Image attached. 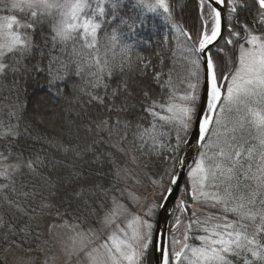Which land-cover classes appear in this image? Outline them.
Listing matches in <instances>:
<instances>
[{
	"label": "snow or ice",
	"instance_id": "6c2138e0",
	"mask_svg": "<svg viewBox=\"0 0 264 264\" xmlns=\"http://www.w3.org/2000/svg\"><path fill=\"white\" fill-rule=\"evenodd\" d=\"M0 3L6 12L27 10L20 19L0 17V76L26 70L22 61L43 46L59 48L61 53L70 48L71 55L64 59L48 57L50 83L55 87L57 81H67L74 92L88 96V103L95 102L109 113H98L83 125L80 143L48 141L64 159L72 156L87 163L88 157H94L100 169L104 167L101 160L106 161L110 172L104 173V182H97L99 170L90 176L74 162L12 150V144L31 133L21 130L23 105L9 112L15 122L0 125V140L8 142L0 150V230L5 239L19 236L17 247L30 237L39 241L40 233L34 228L55 209L60 223L50 224L49 233L55 236L63 229L67 239L61 242L59 254L51 257V264H264V0H197L193 27L184 20L187 5L183 0ZM145 8L163 16L175 30L186 61L178 81L173 80L171 69L163 72L162 56L161 67L149 72L152 62L139 56L132 61L131 48L121 41L125 30L148 23ZM117 45L125 58L119 72L114 57L108 58ZM225 48L232 53L228 59L219 55ZM133 72L138 75H130ZM114 77L118 82L109 92L108 81ZM149 77L151 83L145 84L141 99L151 120L150 127H143L121 118L126 111L121 97L132 95L131 81ZM153 85L163 91L154 95ZM100 88L104 95L95 92ZM56 91L60 93L59 87ZM193 130H198L205 150L188 170V199L181 197L177 202L174 223L165 237L157 217L168 212V202L182 180L177 173V166H183L178 153ZM101 144L114 151L100 153ZM137 153L170 162L150 177V199L120 187L136 179L129 165H137ZM65 169L68 175L60 176ZM45 188L46 195L41 191ZM57 201L68 208L61 212ZM21 217L36 223L13 222Z\"/></svg>",
	"mask_w": 264,
	"mask_h": 264
},
{
	"label": "trees",
	"instance_id": "16d2710c",
	"mask_svg": "<svg viewBox=\"0 0 264 264\" xmlns=\"http://www.w3.org/2000/svg\"><path fill=\"white\" fill-rule=\"evenodd\" d=\"M183 2L187 5L184 20L187 21L188 27H193L195 25L197 0H183ZM128 11L132 13L141 11V9H128ZM143 11L148 17V23L144 26H137L134 31L125 30L121 41L124 45L131 48L129 55H131L132 61H136L137 56H139L144 58L145 61L152 62L154 68H149V72L161 67L160 59L162 56L164 59L163 72L167 74L171 69L173 80L178 81L184 75L186 61L182 55V49L177 45L176 34L173 33L165 19V22H163L162 16L149 13L146 8ZM26 16L18 15L19 19ZM42 35L43 33L37 37L38 41ZM162 37L164 43H161ZM180 39L183 41V37ZM218 43L221 47L224 46L223 40H220ZM213 52H218V49L213 47ZM103 54L104 49L102 48L101 55L103 56ZM70 55V48L66 52L61 53L59 48L53 51L50 47L43 46L36 51L34 56L22 61V64L26 66V70L22 68L15 72H9L6 76H0V125L10 120L14 123L15 118L10 117L9 112L18 110L19 106L23 105L21 130L23 131L27 128L31 135L22 137L18 142L12 144V150L23 151L25 155H28L29 152H39L41 155L48 156L49 159L62 160L65 164H72L74 162L76 168L82 169L90 176L99 170L97 182H104V173L110 172L109 164L106 161L101 160L104 167L100 169L99 164L94 162V157H88L87 163L84 160H75L72 156L64 159L48 144L49 140H52L53 144H55L56 140H60L64 144L80 143L82 141L79 137L84 136L83 125L85 123L96 117L98 113L104 116L109 115L108 112L104 111L102 106L96 105L95 102L88 103V96L82 95L78 91L74 92L72 84L67 81H57L55 87L50 83L48 57L60 56L61 59H64ZM219 55L221 58L228 59L232 56V53L225 48ZM113 57L114 63L117 65V72H119L118 65L125 59L120 55L119 45H117L115 54L112 51L108 52V58L113 59ZM124 69L128 73L127 63L124 64ZM130 75L136 76L138 73L133 72ZM73 79L81 85L85 84L79 77H74ZM117 82L115 77L111 81H108L110 84L109 92L112 87L116 86ZM148 83H151L150 77L147 80L131 81L132 87L129 91L132 92V95L126 98L121 97V100L124 101L123 106L126 108V111L121 114V118L132 120L133 123L139 122L143 127H150L149 122L151 120V117L147 116L143 111L141 99V92L144 90L145 84ZM57 87H59L60 93H57ZM162 91V89L153 85L154 95ZM95 92L104 95L102 88L96 89ZM119 103L118 101L117 104L119 105ZM13 105L17 107L13 108ZM111 107L112 104L109 103V108ZM53 112L56 114L55 117L51 115ZM78 113L80 114L79 116L77 115ZM115 118V115H113L112 119ZM6 143L8 142L4 141L0 145V150H3ZM204 150L202 148L201 152ZM109 151L114 150L106 144L99 145L100 153ZM137 156L140 157L138 161L151 176L161 172L170 163L166 159L161 161L153 155H141L137 153ZM120 159L123 161L124 157H120ZM59 175H68L67 169L61 171ZM108 178L110 179L111 177L109 176ZM186 182L187 178L183 183L180 196L188 199L185 195ZM120 187H123V183ZM41 191H44L45 195L47 194L46 188L41 189ZM56 203L61 212H64L68 208L67 203H60L59 201ZM73 208H75V204H73ZM52 211L55 213V209ZM69 211H72V209H69ZM200 211L207 213L214 210L201 209ZM66 219L70 220L71 218L66 217ZM13 222L18 223L20 226H23L25 223H36V221H29L27 217H21L19 221L14 220ZM173 223L174 214L170 228ZM34 232L40 233L39 241L35 240L34 237H30L29 241H26L21 247L29 249L31 245V250L35 251L45 244L46 241L43 239L40 227L34 228ZM4 236V231L0 230V264H5L2 258L3 253L9 244L14 245L11 241L15 240V245L20 243L19 236H9L8 239H5Z\"/></svg>",
	"mask_w": 264,
	"mask_h": 264
},
{
	"label": "rangeland",
	"instance_id": "374dc122",
	"mask_svg": "<svg viewBox=\"0 0 264 264\" xmlns=\"http://www.w3.org/2000/svg\"><path fill=\"white\" fill-rule=\"evenodd\" d=\"M5 15H16L19 19L18 15H27V10H25L24 12H20L18 10L6 12L4 10L3 3H0V17H3ZM161 18L163 19V22H165L163 16ZM172 31L174 34H176L174 29H172ZM4 141L5 140H0V145ZM123 161L126 163L127 158L124 157ZM129 167H132L134 169V176L136 179H139L140 182L136 183V179H129L126 184L123 183V187L141 197L147 196L150 199L152 193L150 177L153 176H151L147 172V170L141 165L139 161L137 165H129ZM181 197L183 196H179L177 202L181 199ZM189 206L191 207V203H189ZM38 222L40 225V231L43 235V239L47 243H45L44 245H42V247L35 251L24 249L21 246L17 247L15 244H9L2 257L5 264H20V262H22V264H43L45 259H48L49 264H51V257L53 255L59 254L61 242L67 239V235L65 234V230L63 229L57 230L55 236L49 233L48 228L50 224L60 223V221L56 219L55 213H53V215L51 216H44L43 218L39 219ZM175 231H177V236H180V230L176 229ZM196 243L199 242L196 241ZM41 248L43 249V251H41Z\"/></svg>",
	"mask_w": 264,
	"mask_h": 264
},
{
	"label": "water",
	"instance_id": "95a60500",
	"mask_svg": "<svg viewBox=\"0 0 264 264\" xmlns=\"http://www.w3.org/2000/svg\"><path fill=\"white\" fill-rule=\"evenodd\" d=\"M201 150L202 147L198 138V130H193V132L188 135L187 142L182 145L181 152L178 155L183 161V166H177V173L182 177V180L178 189L175 190L173 198L168 202V212L157 217L159 230L165 235V237L168 235L173 212L176 207L182 185L187 177L188 170L194 166L195 161L198 159L199 154L201 153ZM158 254L159 253L157 252V255Z\"/></svg>",
	"mask_w": 264,
	"mask_h": 264
}]
</instances>
